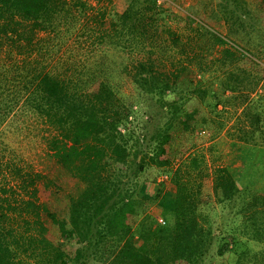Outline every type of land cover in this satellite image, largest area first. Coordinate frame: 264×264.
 <instances>
[{"label":"trees","instance_id":"trees-1","mask_svg":"<svg viewBox=\"0 0 264 264\" xmlns=\"http://www.w3.org/2000/svg\"><path fill=\"white\" fill-rule=\"evenodd\" d=\"M252 1L264 9V0ZM218 4L235 28L229 37L203 26L223 48L208 67L200 56L198 80L186 76L196 72L181 59L179 68H165L174 55L161 34L179 38L160 24L168 14L158 0H131L114 19L101 12L85 22V2L0 0V128L17 114L48 121L55 128L50 156L77 190L61 217L39 203L40 194L59 187L56 180L17 168L28 197L20 199L17 186L0 183V264H264V248H253L264 244V38L255 53L233 44L238 29L256 31L249 0ZM77 30L90 32L91 45L103 52L93 48L79 65L55 67ZM106 46L145 57L119 71ZM120 73L132 83L128 93L116 81ZM220 105L235 109L239 143L235 160L214 169L206 192L204 156L173 165L214 120L203 111L221 115ZM153 167L171 188L151 196L149 176L141 178ZM42 179L44 189L35 184ZM145 199L158 200L159 219L144 213Z\"/></svg>","mask_w":264,"mask_h":264},{"label":"rangeland","instance_id":"rangeland-1","mask_svg":"<svg viewBox=\"0 0 264 264\" xmlns=\"http://www.w3.org/2000/svg\"><path fill=\"white\" fill-rule=\"evenodd\" d=\"M67 1L71 3L85 2L87 4V16L83 15L81 18V20L85 22L88 16H101V12H105L107 20L114 19V14L124 10L131 0ZM218 1L219 0H158V4L163 6L168 14L166 20H160V24L162 26L166 25V27L169 26L179 38L178 43H173L169 34L162 33L159 39L164 41L166 46L170 45L172 47L171 53L174 57L170 60L165 59L163 61L167 70L179 68V59H181L184 64L190 66V70L196 72V75L194 72H187L186 76H193L200 80V74H197L199 68L197 62L201 61L200 56L203 55L202 63L207 67L208 65L206 64L211 65L213 58L220 57L223 46L218 44L215 45L210 34L206 32L203 26L223 36H229L230 28L235 27H233L234 25L231 27V25L224 21ZM249 7L251 9V15L256 22V24H254V26H256V31L252 27H247L245 31L238 29L235 35H233L235 41L232 42L235 45H240L247 49L250 53H255L260 51L261 45L259 44L262 42V38H264V27L258 24L259 15L262 13L261 16H264V9L259 11L256 3L252 0H249ZM255 14H258L257 18ZM164 21L165 23H163ZM98 23L99 21L97 22L95 19L90 20L89 24L94 33H99V31H97L99 27ZM90 36V32L87 33L86 31V33H84V30L80 33L78 30L75 31L74 36L68 35L66 38L68 43L64 45L56 55L60 59L53 60L54 66L62 68L65 64V67H69L72 64L79 65L81 61L87 60L85 57H87L89 50H97L98 47L96 45H99L97 43L91 45V41L94 39L89 41ZM91 38L93 37L91 36ZM104 49V54L108 62L115 63L119 71L121 70L120 67L122 64H130L132 59L137 60L145 57V52H131L120 47L115 48L106 46ZM97 52L103 51L98 49ZM156 56L159 58L161 57L160 53H157ZM188 57L191 58L187 60ZM164 58L163 56L161 60ZM190 60H192V62H190ZM211 78L212 76L207 72L205 74V81L207 82ZM116 81L119 82L124 92L128 93L132 90V83L129 77L124 73L121 74ZM254 94L255 92H253L252 96ZM203 112L214 120H209L207 127H203L198 133L193 134V143L190 141V143H192L191 148L185 152L173 166L175 168L179 163H182V161L189 163L193 156H198L200 158L204 156L203 160L205 166L203 165V168L205 171L202 179L205 191L210 192L214 169L235 160L237 148L234 144H238L239 140L236 139L235 134L237 131L235 130L234 124L238 115L235 113V109L232 108L229 111L228 109L223 110L221 105L218 107V112L221 113V115L213 111L211 112L209 109H205ZM239 112L238 110V113ZM220 123L224 124L221 129L219 128ZM201 127L202 126H200V128ZM212 133H217L214 139ZM54 134V126L40 117L29 114H17L16 117L12 115L0 128V183L17 186L15 197L20 199L28 197H26L25 190L20 187L18 188V185L20 186V183H22V179H18L15 173L17 168H22L24 174L30 172L33 177L40 173L48 179L56 180L59 183V187L51 186L46 195L40 194L39 203L46 204L51 210L57 211L59 216L64 217L67 215L65 206H67L69 198L76 194L77 190L75 183L67 180V172L60 168L55 162V159L50 156L51 152L49 151L48 141ZM207 172H209V176H207ZM146 176H149V183L151 186L149 195L151 196L155 194L156 188L167 190L171 188L169 180L163 181L164 175L161 179L159 171L154 167L149 169L146 175L141 178V181L144 180ZM45 181L46 179L37 180L35 184L44 189ZM154 185L156 186L155 188ZM32 188L33 186H31V189ZM143 202L144 213L152 214L155 218L159 219L162 208L159 206L158 200L145 199ZM253 248L259 250L263 249L264 244L258 248Z\"/></svg>","mask_w":264,"mask_h":264},{"label":"built area","instance_id":"built-area-1","mask_svg":"<svg viewBox=\"0 0 264 264\" xmlns=\"http://www.w3.org/2000/svg\"><path fill=\"white\" fill-rule=\"evenodd\" d=\"M168 177L165 175V176H163V179H167Z\"/></svg>","mask_w":264,"mask_h":264}]
</instances>
